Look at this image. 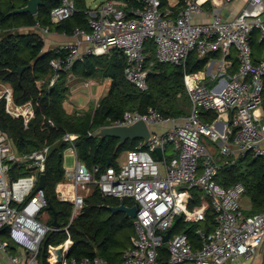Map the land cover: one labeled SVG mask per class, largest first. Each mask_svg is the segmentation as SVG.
I'll return each mask as SVG.
<instances>
[{"label":"built area","instance_id":"1","mask_svg":"<svg viewBox=\"0 0 264 264\" xmlns=\"http://www.w3.org/2000/svg\"><path fill=\"white\" fill-rule=\"evenodd\" d=\"M141 2L142 6H130L125 0H104L88 6L90 29L77 27L70 40L54 47L58 56L51 60L54 74L49 85L62 71L68 72V80L76 78L71 70L87 55L117 48L126 57V78L146 90L147 39L154 40L157 60L162 63L185 67L191 53L200 58L215 52L218 55L201 71L185 69L184 83L191 100L187 115L166 117L149 107L144 113L125 111L115 121L127 125L144 119L151 129L148 142L139 139L118 167L110 164L102 170L99 164L87 166L77 157L78 135H64L76 161L73 168L64 166V182L72 194L57 193L61 200L74 203V216L83 210L85 190L90 191L92 185L99 186L106 196L132 197L139 204L131 245L121 261L109 262L94 255L73 259L71 264H160L164 244L170 253L167 264H235L241 258L261 259L264 210L246 215L245 185L238 182L225 187L217 176L223 164L248 155L264 158V51L256 55L253 45L255 33L259 40L264 39V0H185L177 11L171 6L163 8L161 0ZM236 2L242 3L236 15L223 13ZM76 11L75 0H61L52 8L51 20L60 23ZM33 28L45 41L52 33L49 26L39 22ZM2 100L6 112L21 117L28 128L35 116L33 103H17L13 87L0 81ZM205 110L216 114L213 122L202 118ZM155 124L164 129L153 130ZM159 147L160 156L156 151ZM49 153V145L19 152L13 138L0 126V234L9 226L11 241L2 240L0 235V249L9 255L10 245L15 244L27 252L24 258L10 255L13 264H39L40 243L51 228L39 219L48 200L44 188L37 189L41 174L46 173ZM14 166L29 173L14 178ZM193 190L201 192V202L191 206ZM210 207L216 214V226L212 231L197 229L200 249H194L184 232H171L164 242L177 216L185 222L203 223ZM69 245L64 246L65 251Z\"/></svg>","mask_w":264,"mask_h":264},{"label":"trees","instance_id":"2","mask_svg":"<svg viewBox=\"0 0 264 264\" xmlns=\"http://www.w3.org/2000/svg\"><path fill=\"white\" fill-rule=\"evenodd\" d=\"M77 11L71 17L53 23L50 12L59 5L61 0H43L36 15L31 13H11L15 8L24 7L28 0H0V81L10 84L14 90L17 103L31 101L35 116L25 128L23 119L14 118L5 110V100L0 101V126L10 129L13 141L19 152H28L50 146L47 161L46 182L44 192L48 205L43 209L49 213L45 221L51 228L47 231L39 247L37 260L39 264H51L50 247L60 246L68 239L73 245L67 254V264L73 259L80 260L85 256L101 255L109 262L121 261V255L131 245V235L134 233V220L124 213H112L107 205L117 206L120 197L106 196L99 186H93V192L85 197L83 210L74 218V203L61 200L56 191L57 185L65 179L64 152L70 143L63 139L66 133H75L77 157L91 167L99 164L105 169L112 165L119 166L120 156L138 144L139 139L128 140L116 148L119 138L107 136L97 138L94 133L100 127L120 120L125 111L144 113L149 107L157 108L164 116L183 117L189 113L191 100L184 83L185 69L188 72H198L204 69L211 58L218 53H210L199 57L191 53L186 66L174 63H162L157 60L156 44L153 39L145 42L148 69V89L141 90L125 76L126 57L120 49L113 48L110 53L87 55L84 60L77 61L72 72L80 79L103 78L110 79L109 90L100 98L98 106L85 112H68L64 101L70 91L68 72L62 71L59 79L50 86L54 74L51 60L58 56L55 49L45 50V40L38 31L21 30L22 27H33L37 22L49 26L68 36L77 27L90 29L86 9L87 0H75ZM130 6H142L141 0H125ZM162 7H170L169 0H161ZM185 4V0L172 6L177 11ZM254 51L259 55L264 51V39L259 40L255 33ZM62 56L66 52L61 53ZM25 66L20 72L19 68ZM43 82V83H42ZM202 118L213 122L214 112L205 110ZM219 157V155H218ZM219 159V158H218ZM223 159V157H221ZM29 172L23 167L14 166L12 176L17 178ZM217 181L225 187L242 182L246 187L243 195L250 199L251 207L245 210L253 215L264 210V158H254L251 155L237 159L229 164H223ZM195 199L191 206L201 202V192L193 190ZM127 205L132 206L135 200L124 198ZM39 216L41 221L42 217ZM216 214L212 207L207 211L206 221L185 222L177 216L172 233L184 232L188 235L195 250L202 247L199 227L212 231L216 226ZM57 219V226L53 225ZM2 240L10 241L9 226L1 230ZM12 249V245H10ZM170 258L168 245L160 249L159 262L167 264Z\"/></svg>","mask_w":264,"mask_h":264},{"label":"water","instance_id":"3","mask_svg":"<svg viewBox=\"0 0 264 264\" xmlns=\"http://www.w3.org/2000/svg\"><path fill=\"white\" fill-rule=\"evenodd\" d=\"M43 0H28L27 4L24 7L21 8H15L11 13L16 14V13H31L32 15H36L39 11V7L43 5ZM25 69V66H21L19 68V71L22 72ZM7 132L10 137H12V133L10 129H7ZM94 136L97 138H104L107 136L111 137H117L119 138V142L116 145V148H119L121 145L125 144L128 140H135V139H143L144 143L146 144L148 140L151 137V129L148 125V123L144 119H140L132 124H127V125H118L115 122H112L109 125L100 127L97 129L94 133ZM157 153L159 156L162 153L161 148H157ZM113 163V158L110 157L109 159V164ZM45 182H46V173H42L40 176L39 183L37 185V189H43L45 187ZM113 213L116 212H125L127 217L134 218L136 216V213L139 208V204L135 203L132 206L126 205L124 198H121V202L117 206H108ZM57 219L54 220L53 225L57 226ZM171 231L169 230L165 236H164V242H168L169 237H170ZM71 245L66 249L67 253L70 251ZM63 251L64 247L59 246L56 248L55 252L57 255V262H61L62 257H63ZM261 264H264V249L262 253V258H261Z\"/></svg>","mask_w":264,"mask_h":264},{"label":"crops","instance_id":"4","mask_svg":"<svg viewBox=\"0 0 264 264\" xmlns=\"http://www.w3.org/2000/svg\"><path fill=\"white\" fill-rule=\"evenodd\" d=\"M179 2V0H174L173 2H171L169 0V3H170V6H175L177 3ZM240 2H236L235 4H232V5H235V8L237 7V4H239ZM231 5V6H232ZM90 6V5H89ZM235 9L234 7H229V8H225L227 9L225 14L228 16V15H231L230 13H232V10L230 9ZM204 20H206L207 18H203ZM21 30H23L24 32L26 31H36L33 27H22ZM71 37L70 36H67V35H64L62 33H59V32H56V31H52L51 35H49L47 38H46V41H45V50H49V49H52L54 48L55 46H57L59 43L61 42H64V41H67V40H70ZM91 79V78H89ZM89 79H86V80H89ZM109 81L108 83V86L106 88V91L109 90L110 88V84H111V80L110 79H106ZM84 81V82H83ZM79 85L77 88L80 89L81 86H87V85H90L91 82L90 81H85L84 79H80V78H76V80L74 82H72V84H76ZM78 83H81V84H78ZM70 86V90L72 88V86ZM97 96V95H96ZM104 96V95H103ZM99 100V99H98ZM98 103H96L94 105V108L97 106ZM91 105V99H89V101L87 102V104H84V105H81L80 108H82V110H79L78 112L79 113H82V112H85L86 110L90 109ZM65 106V105H64ZM93 107V106H92ZM66 108V106H65ZM79 108V109H80ZM66 110L68 112H72L71 110H68L66 108ZM165 126H168V125H165ZM164 129V126H161L160 129H158L159 131ZM70 149V147H69ZM124 160L126 159V156H127V151L124 152ZM121 157V156H120ZM123 159V158H122ZM122 159H119V164L122 163L124 160ZM65 166V165H64ZM56 191L58 193L60 192H63L66 196H70L72 194V190L71 188L69 187V185H67L64 180L62 182H60L57 187H56ZM91 193H89L88 195H90ZM87 196V195H86ZM114 197V196H113ZM125 198V197H124ZM120 202H121V199H120ZM127 205V204H126ZM108 206H111V205H107V210L109 209L110 211H112ZM243 206H244V211L249 209L251 207V202H250V199L247 198V197H244L243 198ZM113 213V212H112ZM116 213H119V212H116ZM120 213H124L125 212H120ZM114 214V213H113ZM126 215V214H125ZM77 215L74 216V210H73V216L72 218L76 217ZM42 220L43 222L45 223V221H47L49 219V213L48 212H44L42 215ZM130 218V217H129ZM134 234V233H133ZM132 234V235H133ZM131 235V236H132ZM69 244H73V241L71 239H68L65 243L61 244L60 246H66V245H69ZM59 247V246H51L50 247V253H51V257H50V262L51 264H67V251H63V257H62V260L61 262H57V255H56V248ZM10 255H17L21 258H24L26 255H27V252L24 248L22 247H19L15 244H12V249H10V253L9 255H7L4 251H2L0 249V264H13L12 261L10 260ZM123 258V255H121V259ZM258 260L260 259H253V258H250V259H247V258H241L239 259L235 264H257Z\"/></svg>","mask_w":264,"mask_h":264},{"label":"rangeland","instance_id":"5","mask_svg":"<svg viewBox=\"0 0 264 264\" xmlns=\"http://www.w3.org/2000/svg\"><path fill=\"white\" fill-rule=\"evenodd\" d=\"M104 0H87V5L89 6H95L101 2H103ZM171 2H173L174 0H170ZM242 3L237 4V7L235 8V5H232L230 7H234L235 9H230L232 10V14L231 16H234L238 13L239 9L241 8ZM227 9H224L223 13L225 14ZM76 80V78H73L71 80H68L69 85H73L72 82H74ZM85 81H90L91 84L87 85V86H81L80 89L77 88L79 85L74 84L71 88V90L68 92L67 97L64 101V105L66 106V108L68 110L73 111H79L82 110V108H80L81 105L87 104V102L89 101V99H91V105L90 107H94V105L100 101V98L106 94V88L108 86L109 81L103 78H91L89 80H85ZM84 82V81H83ZM43 83V82H42ZM81 84V83H78ZM97 95V96H96ZM99 99V100H98ZM80 108V109H79ZM190 110H191V106H190ZM189 110V112H190ZM161 126L160 125H152V129L153 130H158L160 129ZM168 151H171V149L169 148ZM124 153L121 155V157L119 159L124 160ZM75 161H76V156L73 154L72 150L67 148L64 152V165L65 167L68 168H73L75 166ZM93 186H91V190H85V194L88 195L89 193L93 192ZM127 198H132V197H127ZM134 199V198H132ZM246 214V213H245ZM248 215V214H246ZM257 264H261V259L258 260Z\"/></svg>","mask_w":264,"mask_h":264}]
</instances>
